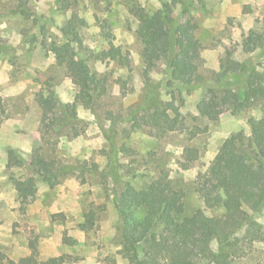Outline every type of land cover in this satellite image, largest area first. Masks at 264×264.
<instances>
[{"label": "rangeland", "instance_id": "obj_1", "mask_svg": "<svg viewBox=\"0 0 264 264\" xmlns=\"http://www.w3.org/2000/svg\"><path fill=\"white\" fill-rule=\"evenodd\" d=\"M20 1L0 0V252L17 261L30 257L31 264H46L61 255L65 258L61 264H132L121 253L118 237L115 196L122 186L126 182L143 186L160 164L172 183L185 188L187 211H194L203 205L193 189L199 173L207 170L226 138L241 129L249 132L248 119L264 114L261 102L211 121L197 107L205 77L222 71V60L246 65L264 82V0H205L204 6L188 13H182L181 2L174 7L176 18L193 24L203 44V61L196 86L189 93L183 91V101L177 100L178 128L163 137L147 128H131L124 115L145 94L142 49L149 31L140 10L152 12L171 0H71L67 9L56 0H24L34 14L31 18L19 12ZM73 13L86 21L76 52L86 57L113 42L130 60L129 66H121L113 60L90 59L92 69L106 76L109 84L103 107L96 111L85 107L80 87L52 51L54 43L65 41L61 28ZM147 75L161 83V97L168 102L164 64ZM41 90H53L61 101L75 104L78 136L51 135L52 141L58 139L57 145L45 143L41 129L48 121L36 101ZM109 111L120 115L115 142L129 150L118 153L116 181L102 172L112 163L107 134L114 120ZM9 148L23 160L22 166L8 165ZM37 150L59 157L73 169L54 185L40 181L35 196L24 200L14 180L35 177L29 165ZM89 212L94 213L95 223L84 229ZM240 215L244 221L240 235L254 239L234 264H264V208L251 211L242 206ZM210 240L217 248L218 240L212 235Z\"/></svg>", "mask_w": 264, "mask_h": 264}, {"label": "trees", "instance_id": "obj_2", "mask_svg": "<svg viewBox=\"0 0 264 264\" xmlns=\"http://www.w3.org/2000/svg\"><path fill=\"white\" fill-rule=\"evenodd\" d=\"M179 2L183 3L182 13L205 5V0H171L152 12L140 10L149 31L142 49L145 94L143 101L131 106L124 116L131 128H147L157 137L178 128L181 113L177 100L180 97L183 101V91L189 93L196 86L203 61V44L193 24L187 18L174 16V7ZM56 3L61 9H67L71 0H56ZM19 12L26 18L34 15L24 0L19 2ZM85 26V19L73 13L61 28L65 41L54 43L52 51L57 63L80 87L85 107L96 111L103 107L109 84L106 76L92 69L90 59L113 60L121 66H129L130 60L113 42L89 56H81L75 44L81 41V30ZM105 34L111 37L110 32ZM159 63L164 64L167 73L165 86L171 98L168 102L161 97V83H155L147 75ZM221 68L222 71L210 72L204 79L205 90L197 106L201 115L217 121L225 112L236 113L264 102L261 74L232 60H222ZM36 101L48 121L41 129L48 146L55 147L58 143V139L51 140V135L72 137L80 134L75 104L61 101L53 90L39 91ZM108 115L114 120L111 133L107 134L111 139L112 163L102 172L116 181L120 166L118 153L129 150L125 144L119 146L114 140L120 115L112 111ZM248 123L250 131L241 129L226 138L207 170L199 173L193 189L203 205L194 211H187L185 188L172 183L169 172L160 164L143 186L126 182L117 192L120 251L132 264H234L248 252L254 237L240 235L244 226L240 210L242 206L251 211L264 208V114L250 117ZM23 164L17 153L9 148L8 165ZM29 168L34 178L14 180L24 200L35 196L40 181L54 185L73 169L72 164L40 150L36 151ZM94 223V213L89 212L82 227L90 229ZM210 235L218 240L217 248H213ZM64 260L61 255L50 258L46 264H61ZM0 261L31 264L30 257L17 261L3 252H0Z\"/></svg>", "mask_w": 264, "mask_h": 264}]
</instances>
